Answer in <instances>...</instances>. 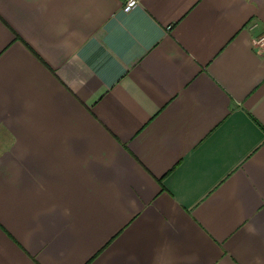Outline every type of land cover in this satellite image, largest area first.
Instances as JSON below:
<instances>
[{
	"label": "crops",
	"instance_id": "0c3cea01",
	"mask_svg": "<svg viewBox=\"0 0 264 264\" xmlns=\"http://www.w3.org/2000/svg\"><path fill=\"white\" fill-rule=\"evenodd\" d=\"M0 0V264H264V0Z\"/></svg>",
	"mask_w": 264,
	"mask_h": 264
},
{
	"label": "built area",
	"instance_id": "2783aa9c",
	"mask_svg": "<svg viewBox=\"0 0 264 264\" xmlns=\"http://www.w3.org/2000/svg\"><path fill=\"white\" fill-rule=\"evenodd\" d=\"M138 5V0H128L127 1V4L125 6V9L126 10H130V9H133L134 7H136ZM261 49L264 50V35L257 38L255 41H254Z\"/></svg>",
	"mask_w": 264,
	"mask_h": 264
}]
</instances>
